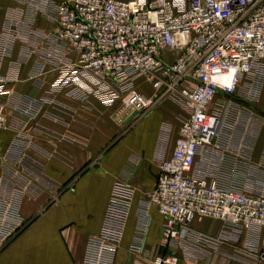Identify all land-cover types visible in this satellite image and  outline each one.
<instances>
[{
	"label": "crops",
	"instance_id": "crops-1",
	"mask_svg": "<svg viewBox=\"0 0 264 264\" xmlns=\"http://www.w3.org/2000/svg\"><path fill=\"white\" fill-rule=\"evenodd\" d=\"M28 6L0 0V106L7 119L0 131V264H83L117 182L129 184L132 196L113 264H157V255L170 252L177 264H264L262 232L212 245L194 237L216 236L218 222L207 219L193 222L185 240L164 243V217L146 204L145 193L155 187L160 160L172 153L187 107L163 97L131 122L119 97L78 98L57 87L62 67L77 54L55 41L51 16L26 17ZM135 86L154 94L142 79ZM25 98L38 104L30 119L16 113ZM230 99L222 147L201 149L196 173L214 174L226 152L234 162L230 179L246 192H264V66L241 75Z\"/></svg>",
	"mask_w": 264,
	"mask_h": 264
},
{
	"label": "built area",
	"instance_id": "built-area-1",
	"mask_svg": "<svg viewBox=\"0 0 264 264\" xmlns=\"http://www.w3.org/2000/svg\"><path fill=\"white\" fill-rule=\"evenodd\" d=\"M55 20L53 38L77 54L74 64L62 67L57 87H68L78 98L119 97L131 121L163 97L188 109L170 157L159 162L155 187L145 193L146 204L164 217V243L185 240L194 232L192 223L204 219L218 222V233L194 237L212 245L243 232L264 235V192H246L230 179L234 163L226 152L218 156L214 174L195 170L201 149L222 147L241 75L264 66V0H61ZM136 79L154 94L138 90ZM4 86L0 77V94ZM37 109L36 101L25 98L16 113L30 119ZM6 126L0 106V131ZM131 196L126 183L114 184L83 264L114 263ZM155 262L177 264L178 257L164 253Z\"/></svg>",
	"mask_w": 264,
	"mask_h": 264
},
{
	"label": "rangeland",
	"instance_id": "rangeland-1",
	"mask_svg": "<svg viewBox=\"0 0 264 264\" xmlns=\"http://www.w3.org/2000/svg\"><path fill=\"white\" fill-rule=\"evenodd\" d=\"M60 1L58 0L57 3H53L50 0H26V2H28V4H29L28 7H30V8H29V13H26L25 16L26 17L30 16L31 18H35V16L38 15L37 12H45L46 14L51 16L55 22L56 21L55 20V9H56V6L60 3ZM27 10H28V8H27ZM18 13L20 14L21 12H18ZM8 39H9V37H8ZM260 71L261 70H259V72ZM257 78L261 80V73L259 74V77H257ZM121 105H122V103H121ZM131 122H133V121H131ZM226 155H227V153H226ZM227 158H229L232 161V159L230 157L227 156ZM127 185L131 188V186L129 184H127Z\"/></svg>",
	"mask_w": 264,
	"mask_h": 264
},
{
	"label": "water",
	"instance_id": "water-1",
	"mask_svg": "<svg viewBox=\"0 0 264 264\" xmlns=\"http://www.w3.org/2000/svg\"><path fill=\"white\" fill-rule=\"evenodd\" d=\"M135 113V112H134ZM130 119V116L128 117V119L127 120H129Z\"/></svg>",
	"mask_w": 264,
	"mask_h": 264
}]
</instances>
